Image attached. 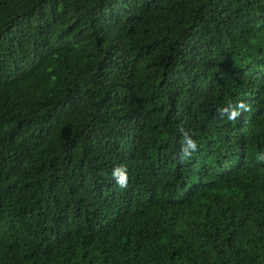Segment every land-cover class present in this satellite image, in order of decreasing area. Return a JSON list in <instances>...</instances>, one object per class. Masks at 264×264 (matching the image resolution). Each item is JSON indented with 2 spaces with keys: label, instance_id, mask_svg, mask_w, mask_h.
<instances>
[{
  "label": "trees",
  "instance_id": "obj_1",
  "mask_svg": "<svg viewBox=\"0 0 264 264\" xmlns=\"http://www.w3.org/2000/svg\"><path fill=\"white\" fill-rule=\"evenodd\" d=\"M262 156L264 0H0V264H264Z\"/></svg>",
  "mask_w": 264,
  "mask_h": 264
},
{
  "label": "clouds",
  "instance_id": "obj_2",
  "mask_svg": "<svg viewBox=\"0 0 264 264\" xmlns=\"http://www.w3.org/2000/svg\"><path fill=\"white\" fill-rule=\"evenodd\" d=\"M240 107H244V105L241 104ZM222 111L227 112L228 109L225 108ZM238 114L239 113L235 109H233L229 115V119H235ZM181 131H183V129H181ZM185 136L187 137V132H185ZM196 147L197 146L194 140L191 139V137L187 138V146L183 148V154L181 155V159H185L191 156L192 152L196 150ZM189 149H191V151H189ZM260 159H264V156L260 157ZM113 177L116 180V183L120 188L124 189L127 187L128 175H127V170L125 167L123 166L116 167L113 170Z\"/></svg>",
  "mask_w": 264,
  "mask_h": 264
}]
</instances>
